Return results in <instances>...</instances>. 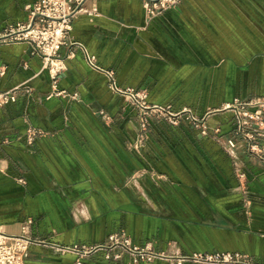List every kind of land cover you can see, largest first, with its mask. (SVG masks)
Returning <instances> with one entry per match:
<instances>
[{"label":"crops","instance_id":"1","mask_svg":"<svg viewBox=\"0 0 264 264\" xmlns=\"http://www.w3.org/2000/svg\"><path fill=\"white\" fill-rule=\"evenodd\" d=\"M36 1L0 0V35L27 22ZM84 5L98 15L73 20L70 42L80 47L61 48L56 84L29 45L0 43V92L19 88L0 108V227L18 234L32 222L26 264H77L56 247L106 245L114 234L170 258L138 264L214 252L264 264V161L221 111L264 97V0H182L151 20L143 0ZM106 71L151 105L210 113L207 133L161 116L142 130ZM30 128L44 133L32 145ZM248 131L262 134L264 156V128ZM81 263L133 264L120 250Z\"/></svg>","mask_w":264,"mask_h":264},{"label":"built area","instance_id":"2","mask_svg":"<svg viewBox=\"0 0 264 264\" xmlns=\"http://www.w3.org/2000/svg\"><path fill=\"white\" fill-rule=\"evenodd\" d=\"M181 1L143 0V7L147 18L151 20L165 11L177 7ZM84 3L85 0H37L30 9L28 21L6 29L0 35V43L29 45L32 53L42 59L50 79L53 84H56L59 77L66 70L65 59L59 55L61 48L76 45L75 43L71 44L69 38L73 20L81 15L91 18L98 15L96 8L89 9L85 7ZM85 58L90 67L98 69L93 57L85 54ZM105 74L109 82V89L113 93L122 96L137 110L142 130L148 128L152 116H161L171 125H177L181 120H185L194 129L200 130L201 134L207 133V119L210 113L203 117H197L186 109L173 112L170 106L151 105L147 102L148 95L145 90L121 88L117 85L113 72L106 71ZM18 90L19 88L0 92V108L15 103ZM54 95L65 96L66 94L56 91ZM221 111H229L233 114L237 135L250 141L249 151L264 161L262 151L256 143V137H261L262 134L257 132L254 135L248 131L251 128H264V97L250 101L236 100L232 104L225 105ZM212 113H216V111ZM40 137H44L42 131L30 128L25 135V140L28 145H32ZM227 144L230 148H235L236 146L235 141L232 139H229ZM31 223V221H27L18 234L8 233L0 227V264H26L29 247L37 244L29 236L28 230ZM56 248L63 253L76 255L78 257L77 264H82V259L101 251L105 252L106 258L109 259L110 254L115 250H120L121 253L129 255L133 264L152 263L156 260L170 259L168 256L153 252L149 246H134L124 234L110 236L106 245L57 246ZM113 258H120V254H115ZM171 260H175L177 264L186 262L193 264H258L248 256L230 252L195 253L171 258Z\"/></svg>","mask_w":264,"mask_h":264},{"label":"rangeland","instance_id":"3","mask_svg":"<svg viewBox=\"0 0 264 264\" xmlns=\"http://www.w3.org/2000/svg\"><path fill=\"white\" fill-rule=\"evenodd\" d=\"M264 127V126H263Z\"/></svg>","mask_w":264,"mask_h":264}]
</instances>
